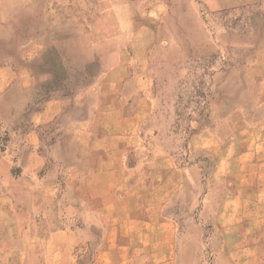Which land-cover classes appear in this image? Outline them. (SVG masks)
Returning <instances> with one entry per match:
<instances>
[{
	"label": "rangeland",
	"instance_id": "rangeland-1",
	"mask_svg": "<svg viewBox=\"0 0 264 264\" xmlns=\"http://www.w3.org/2000/svg\"><path fill=\"white\" fill-rule=\"evenodd\" d=\"M263 60L264 0H0V264H91L104 239V215L68 178L70 165L82 167L73 144L54 135L68 118L42 114L57 90L52 70L73 91L87 87L90 105L133 84L141 91L149 113L126 166L174 156L168 241L154 223L148 264H264V158L257 167L228 156L214 178L219 145L207 135L229 136L231 111L263 115ZM32 149L44 154L40 169L27 163Z\"/></svg>",
	"mask_w": 264,
	"mask_h": 264
},
{
	"label": "crops",
	"instance_id": "crops-1",
	"mask_svg": "<svg viewBox=\"0 0 264 264\" xmlns=\"http://www.w3.org/2000/svg\"><path fill=\"white\" fill-rule=\"evenodd\" d=\"M262 64L264 71V60ZM64 76L60 74L62 78L58 81L59 76L55 77L52 70L49 84L57 85V90H52V96L42 106V114L52 115V121L68 118L66 125L54 132L58 140L61 133L67 135V141L73 144L70 157L82 163L80 172L75 165L67 168L68 178L72 176V179H76L70 181L74 183L78 195L86 200L91 210L104 215L107 221L104 239L91 264H114L113 259L102 262L101 255L119 250L124 252L122 264H130L129 252L134 264H148L152 259L154 223L160 229L164 228L167 233L162 231V240L165 243L168 241L170 220L164 212L165 206L180 185V170L174 156L166 151L139 156L132 165L126 166V154L142 145L138 131L144 115L149 113V106L142 102L141 91L133 84L131 91L127 89L122 92L119 89L108 92L106 96L101 94L90 105L86 101L87 87L73 91L72 84ZM259 92L264 95V85ZM129 101H133V107L128 112L124 105ZM244 114L242 110L228 114L226 119L232 128L229 136L222 139L218 133L207 134L210 147H214V142L219 145L214 178L226 175L222 166L227 163L228 156H234L235 161L236 158H241L240 161L242 158L248 159V165L256 164L258 167L263 164L264 113L253 120ZM36 152V149H32L27 160L32 169H40L46 163L44 154ZM256 188L264 190V184L259 182ZM3 198L7 201V198ZM248 201L252 204L263 202H243ZM52 236L56 238L57 233H51ZM7 259L9 262V255Z\"/></svg>",
	"mask_w": 264,
	"mask_h": 264
},
{
	"label": "bare ground",
	"instance_id": "bare-ground-1",
	"mask_svg": "<svg viewBox=\"0 0 264 264\" xmlns=\"http://www.w3.org/2000/svg\"><path fill=\"white\" fill-rule=\"evenodd\" d=\"M249 1V0H248Z\"/></svg>",
	"mask_w": 264,
	"mask_h": 264
}]
</instances>
